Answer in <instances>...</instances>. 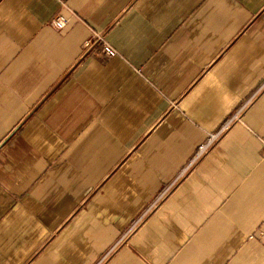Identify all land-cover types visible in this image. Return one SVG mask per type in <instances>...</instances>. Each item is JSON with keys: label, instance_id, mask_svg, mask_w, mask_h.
Returning <instances> with one entry per match:
<instances>
[{"label": "crops", "instance_id": "obj_1", "mask_svg": "<svg viewBox=\"0 0 264 264\" xmlns=\"http://www.w3.org/2000/svg\"><path fill=\"white\" fill-rule=\"evenodd\" d=\"M263 225L264 0H0V264H264Z\"/></svg>", "mask_w": 264, "mask_h": 264}, {"label": "built area", "instance_id": "obj_2", "mask_svg": "<svg viewBox=\"0 0 264 264\" xmlns=\"http://www.w3.org/2000/svg\"><path fill=\"white\" fill-rule=\"evenodd\" d=\"M52 23L57 30H64L69 23V19L66 16L60 14L53 20ZM91 44L92 42H88L86 46L89 47ZM103 53L105 54V56H108L110 58L117 56L116 50L107 43L103 46ZM251 104V101L245 103L230 119L224 122L216 132L209 134L206 141L199 146L188 166V169L192 168L200 160H202L234 124H236L237 122H242L244 120ZM257 237L260 240L264 241V225L258 230Z\"/></svg>", "mask_w": 264, "mask_h": 264}]
</instances>
